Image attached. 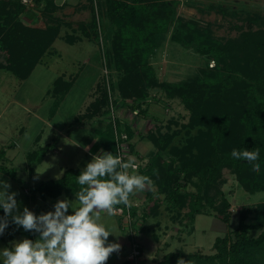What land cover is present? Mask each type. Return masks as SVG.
<instances>
[{"label": "trees", "instance_id": "1", "mask_svg": "<svg viewBox=\"0 0 264 264\" xmlns=\"http://www.w3.org/2000/svg\"><path fill=\"white\" fill-rule=\"evenodd\" d=\"M42 1L37 0L38 5ZM44 1L45 11L56 8L53 0ZM97 3L100 23L92 6L91 27L96 29L95 33L100 29L96 37L98 41L102 37L106 45V68L121 76L111 88L112 92H118L114 98L115 110L125 108L147 118L153 99L149 88H160L170 100L178 99L190 114L189 122L181 129L186 130V144L172 145L182 131L163 133L158 127L150 136L158 152L145 166H140L137 174L150 177L171 209L189 207L191 221L211 207L229 225L231 203L222 190L224 170L235 174L246 191L264 192V18L250 16V30L239 38L222 40L211 29L178 18V2L174 0H98ZM26 11L17 0H0V70L20 79L30 77L60 32L59 25H27L20 17ZM254 24L259 27L257 31L252 28ZM173 26L172 41L206 57L207 64L190 79L160 82L150 58ZM86 32L89 37L90 33ZM61 84L68 88H62ZM69 84L64 79L57 80L52 94L61 100L69 91ZM100 117L109 119L105 129L98 133L102 149L119 155L116 133L120 135V142L127 135L129 153L138 160L132 144L136 133L120 117H112L107 87L81 116L80 122ZM195 130L196 135H192ZM54 147L49 145L29 155L31 176L35 166ZM233 149H259L260 172H253L247 161L233 159ZM0 171L18 181L16 170L0 165ZM80 173L81 170L70 169L60 179L42 182L35 187L34 195L38 193L45 199L75 196L80 188L76 178ZM188 184L197 192L188 191ZM136 211L134 208V216ZM3 216L0 208V217ZM239 220L238 228L216 239L214 254L171 253L161 264H177L179 259L188 264H264V203L243 207ZM14 229L15 224L9 217V226L0 235L1 239L5 240Z\"/></svg>", "mask_w": 264, "mask_h": 264}, {"label": "rangeland", "instance_id": "2", "mask_svg": "<svg viewBox=\"0 0 264 264\" xmlns=\"http://www.w3.org/2000/svg\"><path fill=\"white\" fill-rule=\"evenodd\" d=\"M53 1L56 8L50 7V10L45 11L44 0L39 5L37 0H33L31 6L24 5L27 11L20 15L27 25L45 27L46 24H49L60 26V32L54 38L53 45L32 71L28 87L34 92L35 99H33L34 104L32 106L38 104L41 106L40 112L42 114L54 115L55 120L63 119V122H57L59 124L56 125L58 127L63 125L64 131L75 141H73L75 147L78 145L81 150L77 151L71 147L67 151L66 158L54 156L51 153L46 161L37 168L34 179H30L24 151L34 147L36 136L44 130L42 144L51 143L52 138H54V145L59 143V147L67 146V139L58 130L54 134L51 132V128L42 127L38 122H35L34 117L32 122L30 121V125H27L25 139L20 142L23 148L18 150L20 157L13 160L14 163L7 159L2 162L10 169L17 171L18 181L15 182L7 176H4L2 180L11 184L10 192L17 193L16 199L19 204V211L22 213L23 208L27 207L36 215L54 211V205L58 200L75 201V196L67 195H63L60 199L44 201L34 197V189L42 182L64 177L67 169H84L87 163L92 160L95 156L93 152L98 150L100 144L99 135L95 131L83 129L82 124H75L72 118L78 112H85L86 106L93 103L106 87L109 89V84L112 88V85L118 82L121 77L117 71H113L111 68L109 71L106 68L105 51L107 48H103L100 40L98 41L96 37V34L99 37L100 29H97L99 33H95L96 29L91 27L93 20L92 6L95 8L94 12L98 17V22L100 21L98 8H96L99 4L97 3L98 0H93L94 5L92 0ZM174 1L178 2V18L186 22L194 21L201 28H209L216 38L222 40L239 38L244 32L250 30L251 26L248 22L250 16L260 15L264 18V0ZM101 23L103 24V18H101ZM252 28L254 31L259 29L257 24H254ZM86 30L90 33L89 37ZM174 30L175 27L173 26L161 38L159 48H157L155 55L150 58V65L160 82L174 83L190 79L195 77L207 64L206 57L172 41L171 37ZM213 64L214 62L211 63V66ZM11 79L18 81L19 78L8 71H0V112L2 113L1 117H3L0 122V129L7 132L11 130L13 116L5 109L8 104H12L11 97L15 95L14 92L17 90L16 85L12 81L10 82ZM56 79H76L74 91L60 105V109H58L59 102L45 96V91L53 85ZM92 86L95 87L90 90ZM64 87H66L65 84L62 85V88ZM149 92L153 96L152 102L148 106L149 117L139 116L125 108L118 110L119 117L136 133L132 144L135 145V151L139 155V163L142 166H145L152 156L158 152V148L150 139L151 133H156L158 127L161 128L163 133L182 131V134L177 136L172 144L182 147L186 144L188 137L186 130H181L182 125L187 124L190 117L189 112L178 99L170 100L160 88H149ZM117 94V90L113 91L114 98H117ZM37 101L40 102L37 103ZM167 104L170 105L167 106ZM10 107L14 108V105L12 104ZM145 108H147V105ZM10 119L12 121L8 123ZM168 127L170 129H167ZM196 133L195 130L192 135H196ZM18 137L16 132L12 131L9 134L5 133L0 136V150L5 144L12 143ZM56 137L60 140H57ZM86 147L88 150H85ZM78 152H80V155H78ZM89 153L90 156H88ZM127 154L129 153L127 152ZM164 155L168 156L167 153ZM130 157H135V163L139 161L133 154H130ZM85 159H87L86 162ZM157 189L156 185L152 184L150 189L146 188L144 191L130 196L132 208L137 209L134 216L135 227L138 231V240L143 245L146 259L144 264H161L165 256L171 253L214 254L216 239L224 237L230 230L238 228L240 210L245 206H256L264 203V192L252 194L246 191L240 186L236 175L230 170H224L222 186L224 195L231 203L229 211L232 216L229 225L225 224L215 209L211 207H208L204 214L198 215L195 221H191L189 207L183 210L171 209L165 200V195L158 193ZM188 191L197 192L192 184H188ZM68 214H72L71 208H69ZM104 217L107 223H115L117 227L116 235L120 233L121 237L124 234L127 237L128 246L123 247V256H129L131 249L128 235L123 228V218L119 217L121 225V228H119L115 217L109 218L107 215ZM115 237L110 235L108 243H113ZM25 238L35 241L39 239V233L25 231L22 226L15 224L14 232L10 236H5L0 251L7 248L8 245L12 247L15 242L22 241ZM110 258L114 259L113 254ZM108 261V264H111L109 259Z\"/></svg>", "mask_w": 264, "mask_h": 264}, {"label": "clouds", "instance_id": "3", "mask_svg": "<svg viewBox=\"0 0 264 264\" xmlns=\"http://www.w3.org/2000/svg\"><path fill=\"white\" fill-rule=\"evenodd\" d=\"M85 150H88L87 147ZM259 149H233L231 157L252 165L260 172ZM135 157L125 162L113 153L93 156L77 178L80 186L75 201L58 200L54 211L36 215L27 207L19 211L17 193L10 192L11 184L0 180V235L11 222L25 231L39 233V239H23L11 248L0 251L2 264H106L113 253H119V243H108L116 235L115 223H107L102 213L111 218L117 215V205L131 207L130 196L151 188L153 181L146 175L129 172L134 169ZM69 208L72 214H68ZM177 264H188L179 259Z\"/></svg>", "mask_w": 264, "mask_h": 264}, {"label": "crops", "instance_id": "4", "mask_svg": "<svg viewBox=\"0 0 264 264\" xmlns=\"http://www.w3.org/2000/svg\"><path fill=\"white\" fill-rule=\"evenodd\" d=\"M0 71H5V70H0ZM31 76H32V74L30 75V77ZM30 77L28 79H20L19 78L18 81H16L15 79H11L10 80V82L12 81L14 83V85H16V88H17L18 92H17V90H15V92H14L15 95L13 97H11V99H12L11 103L14 105V108L10 107V105H12V104H8L7 108L5 109L8 112H10L12 114V116H13L12 117L13 121L11 119H10V121H8V123L12 121L11 130L8 131V132L9 133L11 131L12 132H16V135L19 136V137L16 138L12 143H10L8 145L5 144L4 147L0 150V165L6 166L5 164L2 163L3 161L5 162V159L10 160L12 162L13 160H17L20 157V152H18V150L23 148L21 146L20 142H21V140L25 139V134H27L26 133L27 132L26 131L27 125H30V121L32 122L33 117H34L35 122H38L39 125H42V127H45L47 129L51 128V132H53L54 134L58 130V131L62 132L64 134V137L67 139V142H66L67 146L59 147L58 146L59 143H57L55 145V147L46 155L44 161L41 164L35 166L34 175L31 176L30 165H29V160H28L29 155L31 153L35 152V151H39L41 148H44V147L49 146V145H54V143H53L54 142V138H52V142L51 143H47L45 145L42 144V141H43V138H44V132H45L44 130H42V132L36 136L35 142H34V147L24 151V153L26 154V161H27V164H28L27 165L28 166L27 170L30 173V179H34V177L36 175V172H37V168L46 161L47 157H49V155L51 153H53L54 156H62V158H66L67 155H68L67 151L70 150L71 147L73 149L77 150V151L78 150L80 151L81 149H80V147L78 145H76V147H77V149H76L75 144H74L75 141L72 140L71 136L64 131V129L62 128L63 125L60 126V127H58L56 125V124H59V123L63 122L64 121L63 119L62 120H55V118L53 117L54 115L53 116H49V115L42 114L40 112V107L41 106L38 105V104H36V106H34V107L32 106L34 104L33 99H35V98L33 96L34 92L31 91V88L28 87V82L31 80ZM57 80L58 79H56L53 82V85L50 88H48L47 91H45V96L46 97L49 96L51 99H53V101L55 100V102L56 101L59 102L58 103V105H59L58 109H60V105L69 96V94H71L74 91V88L76 86V79H64L67 83H70L69 84L70 85V89L67 92L66 96L62 97L61 100H58L57 96L52 94V89L54 88L55 82ZM94 87L92 86L90 88V90H93ZM67 88H68V86L66 87V89ZM39 102L40 101H37V103H39ZM91 104L86 106L85 112L81 111V112H78L77 114H75L73 116L72 120H73V122L75 124H82L83 125V129H85L87 131H95L96 133H99V131L105 129L109 119H102L100 117V118H94V119H86V120L80 122L81 116H83L84 114L87 113L88 108L91 106ZM1 115H2V113L0 112V122L3 119V117H1ZM57 122H59V123H57ZM8 132L0 129V136H2L5 133L9 134ZM48 133H49V131H48ZM56 139L60 140L58 137H56ZM94 143H95V141H94ZM68 147H70V148L68 149ZM101 150H103V149H102V147L99 144L98 150L96 152H93L94 155L99 154L101 152ZM78 155H80V152H78ZM82 156L83 155L81 154V157ZM88 156H90V153L88 154ZM88 158H90V157H88ZM87 159H85V162H86ZM78 161H79V159H78ZM75 162H77V161H75ZM13 163H14V161H13ZM6 167H8V166H6ZM68 170H70V169H67L65 171V173ZM76 170H81L82 171L83 169H76ZM4 176H7V178H11L12 179V177L10 175L5 174V173L0 171V180H2V178ZM14 181L17 182L16 180H14ZM62 196H60L58 198H47V199H45V198H42L38 193H36V196L34 195L35 198H40V199H42L44 201H47L48 199H60ZM102 215L105 216L106 213H103ZM114 217L117 219V224H118L119 228H121L120 218L117 217V216H114ZM117 235L118 236L115 237L113 243H119L122 247H121V250H120L119 253H113V257H114L113 260L111 258H109L111 264H122L129 257V256H127V257L123 256L124 255L123 254V252H124L123 247H127L128 246L127 237L125 236V234H124L123 237H121L120 233H117ZM2 242H3V240L0 238V248H1V243ZM164 260H165V258L163 259V261ZM2 261H3V257L0 256V264H2ZM108 262L109 261H107L106 264H108ZM144 262L146 263V259H145Z\"/></svg>", "mask_w": 264, "mask_h": 264}, {"label": "built area", "instance_id": "5", "mask_svg": "<svg viewBox=\"0 0 264 264\" xmlns=\"http://www.w3.org/2000/svg\"><path fill=\"white\" fill-rule=\"evenodd\" d=\"M17 1L21 2L23 5L28 6V7L33 4V0H17ZM100 44H102L103 48L105 47L102 37L100 38ZM108 91H109L110 102H111L112 117L116 119L117 117L120 116V114H119V111L115 110L114 95L110 87V84H109ZM135 113L137 114V112ZM116 139L118 141V152H119L118 156H120L125 162H127V160L125 159L130 157L128 136L123 135L121 137L123 142H120L119 140L120 135L119 134L117 135L116 133ZM127 152L129 154H127ZM135 165L136 167L134 169H129L130 173L132 172L137 173L139 171L141 163L136 162ZM116 207L118 209L116 216L123 218V222H124L123 228H124V231L128 235L129 247L131 249V253L128 257V261L130 262V264H143L145 261L144 250H143L142 243L138 240V231H137V228L135 227L136 221H135V217L133 214L134 209L132 208V206L129 208L124 205H117Z\"/></svg>", "mask_w": 264, "mask_h": 264}]
</instances>
